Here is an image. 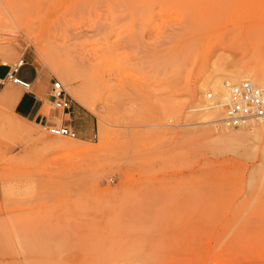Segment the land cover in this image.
<instances>
[{
  "label": "rangeland",
  "instance_id": "obj_1",
  "mask_svg": "<svg viewBox=\"0 0 264 264\" xmlns=\"http://www.w3.org/2000/svg\"><path fill=\"white\" fill-rule=\"evenodd\" d=\"M259 48L264 0H0V64L60 80L77 131L0 92V264H264V126L206 109Z\"/></svg>",
  "mask_w": 264,
  "mask_h": 264
},
{
  "label": "built area",
  "instance_id": "obj_2",
  "mask_svg": "<svg viewBox=\"0 0 264 264\" xmlns=\"http://www.w3.org/2000/svg\"><path fill=\"white\" fill-rule=\"evenodd\" d=\"M5 65V64H3ZM25 65L20 58L13 64H7L6 74L0 77V92L6 85L11 83L30 91L32 81L21 78L17 75L19 69ZM226 97L222 104L224 116L217 126L238 127L249 122L264 123V84H258L250 79H242L238 82L225 80ZM50 97L55 109L68 110L71 107V98L67 94L62 82L55 79L51 85ZM208 99H213L209 92ZM47 132L52 136H65L75 138L77 131L70 124L53 123L45 125Z\"/></svg>",
  "mask_w": 264,
  "mask_h": 264
},
{
  "label": "bare ground",
  "instance_id": "obj_3",
  "mask_svg": "<svg viewBox=\"0 0 264 264\" xmlns=\"http://www.w3.org/2000/svg\"><path fill=\"white\" fill-rule=\"evenodd\" d=\"M250 52H251V54H249V56L253 57V58H249L250 60H253L252 61L253 63H250V64H253V65L258 64L259 74L255 73L254 70L250 69L249 72L247 73V75L245 76V79H250L253 82L258 83V84H264V51L261 48H259L256 50H252ZM67 74H70V73L67 72ZM233 81L235 82L238 80H233ZM17 87H19V86H17ZM213 93L215 94V97H216V103L206 106L207 107L206 109H208V110L213 109L219 115V117H221L224 115L223 110H222V104H223L225 97H226V88L222 84V82H217L215 84V86L213 88ZM71 95H73L72 96L73 98L76 97L80 102V98L82 95L77 90H75V89L72 90ZM263 126H264V124H260V123L257 124V122L256 123L255 122L246 123V124L240 126V128H243L242 129V130H244L243 132H245L244 135H243V133L232 132L229 127H225L224 129L221 130L222 132L220 133L219 137H225V138H230V139L239 141V140L244 139L245 135H247V134H256L257 131H259ZM61 137H65V136H61ZM61 137L57 136L55 138L60 140ZM59 144L61 146H65L67 144H72V143H70V142L65 143L64 141H60Z\"/></svg>",
  "mask_w": 264,
  "mask_h": 264
},
{
  "label": "crops",
  "instance_id": "obj_4",
  "mask_svg": "<svg viewBox=\"0 0 264 264\" xmlns=\"http://www.w3.org/2000/svg\"><path fill=\"white\" fill-rule=\"evenodd\" d=\"M0 66L7 67V65L3 64H0ZM24 79L31 81L30 77ZM47 102L52 103L50 93L45 94L44 91L34 89L32 82V88L30 91L24 89L21 91L17 101L13 105V111L19 116L43 126L57 122L71 125V119L69 117L70 112H66L65 110H62V112H60L58 109H55L49 114L44 113L43 107ZM83 113L85 116L87 115V112L83 111Z\"/></svg>",
  "mask_w": 264,
  "mask_h": 264
}]
</instances>
